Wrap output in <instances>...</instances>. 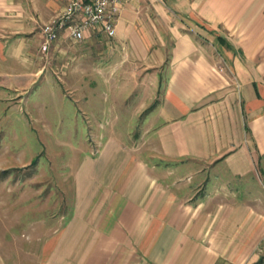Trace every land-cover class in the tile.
<instances>
[{
  "label": "crops",
  "instance_id": "crops-1",
  "mask_svg": "<svg viewBox=\"0 0 264 264\" xmlns=\"http://www.w3.org/2000/svg\"><path fill=\"white\" fill-rule=\"evenodd\" d=\"M65 3L0 0L4 90L63 75L73 91L80 78L117 97L116 120L96 122L65 177L72 203L48 224L37 264H258L264 0H128L110 42L118 57L42 59L41 28ZM120 114L137 133L117 127Z\"/></svg>",
  "mask_w": 264,
  "mask_h": 264
},
{
  "label": "rangeland",
  "instance_id": "rangeland-1",
  "mask_svg": "<svg viewBox=\"0 0 264 264\" xmlns=\"http://www.w3.org/2000/svg\"><path fill=\"white\" fill-rule=\"evenodd\" d=\"M98 37L97 45L67 40L65 50L48 51L42 59L118 57L110 48L111 39ZM62 76L17 90H4V82L0 83V264L38 263L34 252L50 233L48 224L72 203V182L65 177L73 162L88 151L96 122L117 118L113 110L117 97L107 85L100 81L87 85L79 78L73 91ZM130 97L128 103L133 101ZM84 118L92 122L90 129ZM122 125L131 128V135L137 133L120 114L117 127Z\"/></svg>",
  "mask_w": 264,
  "mask_h": 264
},
{
  "label": "built area",
  "instance_id": "built-area-1",
  "mask_svg": "<svg viewBox=\"0 0 264 264\" xmlns=\"http://www.w3.org/2000/svg\"><path fill=\"white\" fill-rule=\"evenodd\" d=\"M126 1L66 0L58 15L42 26L40 51L48 52L59 39L78 43L93 34L112 39L120 10Z\"/></svg>",
  "mask_w": 264,
  "mask_h": 264
},
{
  "label": "trees",
  "instance_id": "trees-1",
  "mask_svg": "<svg viewBox=\"0 0 264 264\" xmlns=\"http://www.w3.org/2000/svg\"><path fill=\"white\" fill-rule=\"evenodd\" d=\"M154 105H151L149 108H147L144 112H143V114H145V113H147L149 110H151L152 109V107H153ZM142 114V115H143ZM35 160H33V162H34ZM263 262V258H260V260L258 261V264H261Z\"/></svg>",
  "mask_w": 264,
  "mask_h": 264
}]
</instances>
